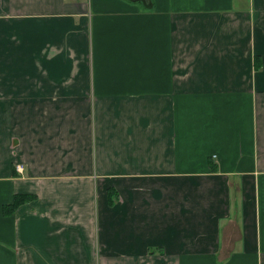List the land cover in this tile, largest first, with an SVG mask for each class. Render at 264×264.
<instances>
[{
    "label": "crops",
    "instance_id": "0c3cea01",
    "mask_svg": "<svg viewBox=\"0 0 264 264\" xmlns=\"http://www.w3.org/2000/svg\"><path fill=\"white\" fill-rule=\"evenodd\" d=\"M139 1L0 0V264H264V0Z\"/></svg>",
    "mask_w": 264,
    "mask_h": 264
},
{
    "label": "trees",
    "instance_id": "16d2710c",
    "mask_svg": "<svg viewBox=\"0 0 264 264\" xmlns=\"http://www.w3.org/2000/svg\"><path fill=\"white\" fill-rule=\"evenodd\" d=\"M109 195V205H113L114 204V199H113V197H115L114 196V194H113V191L112 190H109V193H108ZM35 197L34 196H28V195H16V196H14V198H13V202H12V204L9 206V208L7 207V209L9 210V212H13V211H15L17 208H18V206L21 204V203H24V202H26V201H29V200H33Z\"/></svg>",
    "mask_w": 264,
    "mask_h": 264
},
{
    "label": "rangeland",
    "instance_id": "374dc122",
    "mask_svg": "<svg viewBox=\"0 0 264 264\" xmlns=\"http://www.w3.org/2000/svg\"><path fill=\"white\" fill-rule=\"evenodd\" d=\"M87 1H88V0H87ZM139 4H140V6H143V8H144V6H145L144 0H140V1H139Z\"/></svg>",
    "mask_w": 264,
    "mask_h": 264
},
{
    "label": "built area",
    "instance_id": "2783aa9c",
    "mask_svg": "<svg viewBox=\"0 0 264 264\" xmlns=\"http://www.w3.org/2000/svg\"><path fill=\"white\" fill-rule=\"evenodd\" d=\"M17 168H19V167H17Z\"/></svg>",
    "mask_w": 264,
    "mask_h": 264
}]
</instances>
